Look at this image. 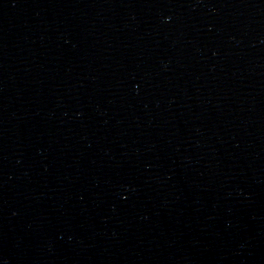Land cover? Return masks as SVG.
<instances>
[{"label": "water", "instance_id": "1", "mask_svg": "<svg viewBox=\"0 0 264 264\" xmlns=\"http://www.w3.org/2000/svg\"><path fill=\"white\" fill-rule=\"evenodd\" d=\"M0 264H264V0H0Z\"/></svg>", "mask_w": 264, "mask_h": 264}]
</instances>
